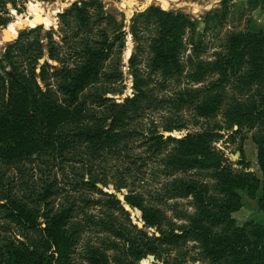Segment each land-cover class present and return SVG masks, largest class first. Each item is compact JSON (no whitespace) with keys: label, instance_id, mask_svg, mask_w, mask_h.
Segmentation results:
<instances>
[{"label":"trees","instance_id":"obj_1","mask_svg":"<svg viewBox=\"0 0 264 264\" xmlns=\"http://www.w3.org/2000/svg\"><path fill=\"white\" fill-rule=\"evenodd\" d=\"M99 7L102 8L101 5ZM70 14H77L84 22L90 20L83 6H75L65 15ZM158 17L160 34L151 41L152 51L147 65L150 72L147 76L141 66L143 43L134 34L138 41L129 58L134 93L121 106L115 99L104 96L105 92L116 90L114 84L108 86L107 83H115L119 78L118 70H107L105 67L111 55V42L106 36L103 41V37L96 41L97 45L91 50L80 53L81 63L74 68H65L63 62L56 66V91L50 90L49 84L44 83L45 66L49 64L39 70L33 69L32 76L28 75V69L16 65L12 66V74L0 73V187L4 190L0 196V225L5 234L0 233V241H7L0 243V264H54L55 256L58 257L56 264H70L71 249L81 238L79 227L84 222L106 223L114 227L117 221L115 216L108 213L107 219L97 220L90 215L81 223L77 217L81 212L88 213L85 207L100 205L126 212L124 204L142 212L143 227H132L143 239L152 240L147 236L145 227L156 228L162 239L195 237L202 241L204 258L226 261V264H264V228L257 227L252 231L254 241L251 242L247 230L233 227L234 220L231 218L242 195L256 194L262 182L251 171L236 173L229 161L212 148L215 139L221 137L218 134L220 129L217 126L207 127L197 134L187 131L185 136L178 138L174 131L185 130L188 125L172 117L165 120L163 132L154 122L147 131L134 126L146 111L155 109L161 102L172 104L175 112L189 109L199 93L230 84L231 79L238 77L242 64L249 68V82L263 80L264 32L232 34L227 44L228 52L220 54L214 62L200 61L197 69L190 73L191 81L203 82L207 74H217L218 78L207 87H188L179 91L176 98L159 99L157 88L151 86L152 75L161 77L163 82L159 84L160 89L165 88L169 80L182 78L185 71L181 61L185 46L183 31L190 21L183 12L161 10ZM16 44H19L18 39ZM51 56L55 57L52 53ZM9 57L4 55L7 61ZM238 79L234 83L236 88L242 85ZM58 93L61 98L56 97ZM234 109L230 121L240 129L230 136L231 139L241 132V125L245 121L264 119V102L259 105L239 101ZM138 134L143 136V143L149 152L164 156L168 175L188 172L197 167L212 169L215 173L221 196H209L205 187L195 180H176L172 190L170 186L166 188L169 194L177 190L184 197L192 196L196 200L198 212L194 225L182 234L174 230L165 231L164 220L168 219L165 213L149 203L143 193L131 188L127 181L125 172L132 168L130 165L121 166L125 159L141 157L142 154L134 156V151L127 150ZM169 144H175V147L168 154H160ZM39 158H44L48 167L52 165L64 169L68 165L72 172L64 174L66 185L58 187L47 178L41 190H28L27 186L24 192L17 193L11 180H5L6 170L22 162H35ZM257 158L264 177V144L259 146ZM131 163L136 164L135 161ZM110 182L119 192L123 188L128 189L124 201L118 199L115 193L103 190ZM69 185L78 191H95L100 196L88 198L82 194L85 206H77L76 201L68 197L70 194L66 187ZM61 194H66V203L56 207L55 198ZM215 224L228 231L223 235L214 234L212 227ZM125 235L126 253L138 261L146 258L147 254L141 252L130 231ZM43 237L45 241L42 245ZM52 245L56 248L55 253H50ZM89 259L91 264H108L105 254L98 249L92 250ZM229 259L231 262H228ZM142 262L145 263V260Z\"/></svg>","mask_w":264,"mask_h":264},{"label":"rangeland","instance_id":"obj_2","mask_svg":"<svg viewBox=\"0 0 264 264\" xmlns=\"http://www.w3.org/2000/svg\"><path fill=\"white\" fill-rule=\"evenodd\" d=\"M75 6L86 7L90 20L84 22L77 14L65 15ZM161 10L183 12L188 15L190 24L183 31L185 46L181 61L185 65V71L182 78L178 81L169 80L165 88L160 89L159 84L163 82L161 77L152 75L151 86L157 88L159 99L176 98L179 91L188 87H207L211 81L218 78L217 74H207L203 82L191 81L190 73L197 69L200 61L214 62L220 54L228 52L227 44L232 34L264 32V0H0V48L3 49L0 54V73L12 74V66L16 65L21 69H28V75L32 76L33 69L39 70L49 64L52 66H45L44 83L49 84L50 90L56 91V66L63 62L65 68H74L81 63L80 53L91 50L97 45L96 41L102 37L103 41L106 36L111 42V55L105 67L107 70H118L119 78L115 83H107L108 86L114 84L116 90L105 92L104 96L115 99L121 106L124 100L134 93V77L129 68V58L138 41L134 34H137L143 43L141 66L147 76L150 72L147 65L152 51L151 41L160 34L158 16ZM135 16L137 19L133 20ZM12 27L16 32H10L15 38L8 42L2 38L3 31ZM17 39L19 44H16ZM51 53L55 57H52ZM4 55L10 56L8 61L4 59ZM41 59H45V62L41 63ZM239 68L241 71L238 77L231 79L230 84L210 92L199 93L196 102L189 109L175 112L172 104L161 102L155 109L146 111L134 126L147 131L154 122L159 126L158 130L163 132L165 120L172 117L173 120H182L188 125L185 130L174 131L173 134L178 138L185 136L187 131L197 134L207 127L217 126L221 137L215 139L212 148L229 161L236 173L251 171L262 182L256 194L244 193L238 208L231 213L233 227L247 230L252 242V231L257 227L264 228V177L257 158L259 146L264 144V119L245 121L241 125V132L234 135V139L230 136L238 131L240 126L232 125L230 120L237 102H253L259 105L264 102V78L261 81L249 82L248 66L242 64ZM237 79L242 82L238 88L234 87ZM30 80L35 83L33 79ZM56 97L61 98V94H56ZM43 110L42 107L41 114L45 113ZM174 147L175 144H169L160 154H168ZM127 150L134 151V156L142 154L141 157H132V160L125 159L123 162L121 167L130 165L132 168L131 171L125 172L127 181L131 188L143 193L149 203L165 213L168 218L164 220L165 231L174 230L182 234L194 225V217L198 212L196 200L192 196L184 197L185 195L177 190L172 191L173 195L168 193L166 188L170 186L172 190L176 180H195L205 187L209 196L222 195L212 169L197 167L188 172H173L168 175L163 162L164 156L149 152L141 134L134 136ZM43 160L44 158H39L35 162H22L19 166H12L9 171L6 170L5 180H11L10 183L15 186L17 193L24 192L27 186L28 190L32 188L39 191L48 179L53 180L58 187L65 186L67 178L64 174L69 175L72 172L68 165L64 169L52 165L48 167ZM133 161L137 166L131 163ZM66 188L70 194L68 197L75 200L77 206H85L82 194H86L88 198L100 196L95 191H78L72 185ZM103 190L115 193L122 201L128 193L127 188H123L121 192L115 190L112 182ZM3 192L0 187V196ZM55 203L56 207L66 203V194L56 196ZM85 208L88 213L81 212L77 217L81 223L90 215L97 220L107 219L108 213L115 216L117 221L114 227L106 223L84 222L79 227L82 231L81 238L72 246L70 264H91L89 258L93 249L105 254L108 264H226V261L204 258L203 242L195 237L162 239L158 229L145 227L147 236L152 240L143 239L137 229L132 227H139V223H144L142 212L127 204H124L126 212L100 205ZM129 208L132 212L128 211ZM129 231L141 252L147 254L141 261L132 258L125 251V232ZM212 231L214 234L223 235L228 230L215 224ZM2 232L4 228L0 225V233L5 236ZM43 241L44 237L42 245ZM5 242L7 241H0L1 244ZM55 251L56 248L52 245L50 253ZM57 258L55 256L54 264ZM144 260L145 263L142 262Z\"/></svg>","mask_w":264,"mask_h":264},{"label":"water","instance_id":"obj_3","mask_svg":"<svg viewBox=\"0 0 264 264\" xmlns=\"http://www.w3.org/2000/svg\"><path fill=\"white\" fill-rule=\"evenodd\" d=\"M8 27H9V26H8ZM0 38H1V35H0ZM2 38H3L4 40H6V41L9 42V41H13L15 37H14V34H12V33L10 32L9 28H8V29H6V30L3 31V36H2ZM2 52H3V49L0 48V54H2ZM40 61H41V63H44V62H45V59H41ZM128 211H129V212H132L131 208H129ZM142 226H143V224L139 223V227H142ZM151 259H154V257H151Z\"/></svg>","mask_w":264,"mask_h":264},{"label":"bare ground","instance_id":"obj_4","mask_svg":"<svg viewBox=\"0 0 264 264\" xmlns=\"http://www.w3.org/2000/svg\"><path fill=\"white\" fill-rule=\"evenodd\" d=\"M10 31L12 32V33H14L15 34V29L12 27L11 29H10ZM1 44V43H0Z\"/></svg>","mask_w":264,"mask_h":264}]
</instances>
